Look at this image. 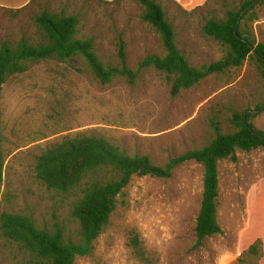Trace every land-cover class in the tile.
<instances>
[{
  "label": "rangeland",
  "instance_id": "rangeland-1",
  "mask_svg": "<svg viewBox=\"0 0 264 264\" xmlns=\"http://www.w3.org/2000/svg\"><path fill=\"white\" fill-rule=\"evenodd\" d=\"M176 33L178 48L194 67L221 60L226 51L203 33L213 18L224 17L237 0L210 1L194 10L169 0H155ZM233 2V3H232ZM236 8L241 6L237 2ZM44 11L79 18V38H93L106 65L119 61L126 44L136 84L118 78L103 85L84 59L42 62L10 78L2 92L5 178L0 186V214L30 217L39 227H63L73 240L79 226L72 217L74 198L48 190L37 178L36 158L52 143L78 134H96L129 155H147L165 166L172 158L203 148L212 140L210 122L216 110H255L264 98V79L248 61L227 75H213L192 89L172 96L166 76L140 70L150 55L164 57L159 33L143 16L142 0H36L22 9L0 7V44L35 36L36 18ZM254 30L264 42V7ZM253 124L264 132V109ZM226 132L229 125L224 124ZM236 162L219 165L218 219L222 235L195 249L196 220L203 192L204 168L195 162L178 167L172 178H135L119 197L109 227L92 255L75 264H251L241 257L257 239L264 243V149L238 153ZM139 234L146 260L130 247V232ZM20 246L1 235L0 264H20ZM258 264H264V257Z\"/></svg>",
  "mask_w": 264,
  "mask_h": 264
},
{
  "label": "trees",
  "instance_id": "trees-1",
  "mask_svg": "<svg viewBox=\"0 0 264 264\" xmlns=\"http://www.w3.org/2000/svg\"><path fill=\"white\" fill-rule=\"evenodd\" d=\"M256 1H245L238 8L229 7L224 17L206 22L204 35L223 47L226 55L210 65L194 67L178 48L175 30L162 6L155 0H142L143 18L159 33L166 55L147 56L140 70L155 69L165 75L172 96L200 85L213 75H227L247 61L264 79V42L258 41L254 30L260 19L257 10L264 7V0L243 14ZM36 22L35 36L0 44V186L6 169L1 102L4 85L10 78L25 74L42 62L63 63L82 58L103 85L118 78L132 85L138 80L139 72L128 66L123 40L120 41L118 64L106 65L96 53L94 39L79 38L81 21L78 17L44 11ZM262 109L264 98L255 110L230 108L226 110L228 113L216 110L210 122L213 137L209 144L172 158L165 166L154 164L147 155H129L96 134H78L52 143L36 158L37 178L48 190L74 198L71 214L79 226V239L73 240L63 227H39L30 217L7 212L0 214L1 235L20 246L24 254L20 264H75L78 258L92 255L95 242L109 227L118 209L119 197L135 178L168 180L178 167L195 162L204 168V192L195 228V249L201 248L207 239L223 234L218 219L220 163L236 162L239 152L264 149V132L253 124V112ZM225 123L230 132L225 131ZM130 247L138 259H147L135 231L130 232ZM241 257L258 264L264 257L263 241L257 239Z\"/></svg>",
  "mask_w": 264,
  "mask_h": 264
},
{
  "label": "crops",
  "instance_id": "crops-1",
  "mask_svg": "<svg viewBox=\"0 0 264 264\" xmlns=\"http://www.w3.org/2000/svg\"><path fill=\"white\" fill-rule=\"evenodd\" d=\"M33 0H0V7L6 9H22L29 5ZM173 2L175 5H178L182 9L194 10L197 8H202L206 6L212 0H169ZM222 1L223 0H215ZM248 0H237L241 4ZM237 2H232L233 4L230 7H236L238 5Z\"/></svg>",
  "mask_w": 264,
  "mask_h": 264
},
{
  "label": "water",
  "instance_id": "water-1",
  "mask_svg": "<svg viewBox=\"0 0 264 264\" xmlns=\"http://www.w3.org/2000/svg\"><path fill=\"white\" fill-rule=\"evenodd\" d=\"M262 0H257L256 2H254L253 4H251L244 12H243V14L244 13H246L247 11H249L253 6H255L256 4H258L259 2H261ZM242 14V15H243ZM260 111H256V112H253L254 114H256V113H259Z\"/></svg>",
  "mask_w": 264,
  "mask_h": 264
}]
</instances>
